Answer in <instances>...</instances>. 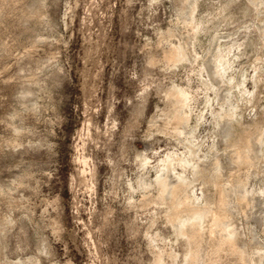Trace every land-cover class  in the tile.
I'll return each mask as SVG.
<instances>
[{"label": "rangeland", "instance_id": "obj_1", "mask_svg": "<svg viewBox=\"0 0 264 264\" xmlns=\"http://www.w3.org/2000/svg\"><path fill=\"white\" fill-rule=\"evenodd\" d=\"M184 2L52 0L50 15L54 10L59 25L54 27L41 22L40 0H0V188L10 192L0 195V264H50L53 259L60 264H154L159 254L160 264H264V149L252 137L251 163L237 167L231 162L233 147L222 138L230 119L214 125L211 111L219 107L206 103L213 93L202 86L200 72L201 63L216 51L230 50V73L236 80L246 78L253 92L252 99L247 94L244 99L238 88L228 94L223 111L234 106V136L264 117L262 25L250 28L255 9L247 0ZM178 45L185 60L166 61L165 53ZM133 71L135 91L127 83ZM145 76L154 86L141 103L134 97ZM174 86L192 93L184 130L194 129V138L177 137L176 126L167 120L165 94ZM188 139L195 145L194 162L209 169L218 159L221 182L228 188L230 173L246 179L244 189L229 194L230 226H225L234 229L242 260L225 247L215 252L220 232L208 234L207 218L192 263L188 242L174 231L166 206L156 201V166L168 153L182 157L187 152L182 141ZM138 153L150 161L131 163ZM184 170L200 196L202 182L190 167ZM207 193L212 196L215 189ZM238 195L246 197L244 203L236 201ZM7 218L15 223L5 227Z\"/></svg>", "mask_w": 264, "mask_h": 264}, {"label": "bare ground", "instance_id": "obj_2", "mask_svg": "<svg viewBox=\"0 0 264 264\" xmlns=\"http://www.w3.org/2000/svg\"><path fill=\"white\" fill-rule=\"evenodd\" d=\"M182 1L186 2V0H182ZM192 10H191V12H192ZM194 11H195V9H194ZM196 21H197V19H196ZM205 21H207V20H205ZM203 22L204 21L202 20V23ZM191 24H193V23H191ZM199 25H200V23H199ZM203 25H204V23L202 24V26ZM188 26H190V22H189ZM197 26H198V24H197ZM192 29L195 30L194 27H192ZM185 30H187V29H185ZM197 32H198V29H197ZM183 45H185V44H183ZM222 46H224V44ZM224 48L225 47H222V49H224ZM193 49H194V47H193ZM235 49H236V47H235ZM229 53H230V50H228V51L218 50L215 52V54L213 55L211 60H209L208 62H206L204 64L201 63V66H200V68H201L200 72H201L202 76L204 77V81H203L202 86L204 85L205 90L211 89V91L213 93L212 99H210L211 97L209 98L208 96H206V99H205L206 103L209 104L211 102L212 103L214 102L219 107L218 110H216V109H214L212 111L210 110L213 123L216 126L223 124V122L221 123V121L224 117H227V119L229 117V119L231 120V118L234 116V113H233L234 106H233V109L227 110V108H225L226 111H223L224 105L229 102V95L228 94L231 92V90L233 88L239 89L238 90L240 92L239 95L242 94V96H243V95L247 94L248 97L249 96L251 97V99L253 96V92H250L245 86V84H246L245 83L246 82L245 77H247V76L244 77L245 79H237L236 80L235 76H233L231 74V73H233V71L230 73V70L232 69V65L234 63L233 62L234 58L232 56L233 59H231V60H233V61H230ZM164 58L166 61L171 62V63H177V62H181L182 60H185L184 59L185 58V52H184L183 47L181 45H178V46H174V47L170 48L165 53ZM235 58H236V56H235ZM197 59L198 58H196V60ZM231 62H233V63H231ZM197 64L199 65L198 60H197ZM239 76H240V74H239ZM251 77H253V76H251ZM241 78H242V74H241ZM257 80H259V79L257 78ZM220 89H223L225 91V93L222 96H220L219 91H218ZM191 94H189V92L186 90V88L185 89H184V87L181 88V86L180 87L174 86V87L170 88L165 94V97L169 101V105H170V108H169L168 114H167V120L172 121L174 123V125L176 126L175 131H176L177 137H180V135H184V138H185V135L188 134L192 138L193 133H194V129L190 130L188 133L184 130V126L187 124V121L189 119L188 115H187V113L189 111H186V109L189 107V104L191 103V98H192L190 96ZM243 97L245 99V96H243ZM246 98H247V96H246ZM244 99H242V100H244ZM248 101L250 102V100H247V102ZM214 108H216V107H214ZM204 114H205V112H204ZM263 116H264V113H263ZM230 120H229V125H226L225 123L223 124L222 138H224V141L227 142V144H228V146H230V148L233 147V152H232L233 155L230 156L231 162L234 163V165H236L237 167H240V166L243 167V165H248L251 163L250 159H249V153L251 152V148H253V145H252L253 142L251 141L252 137H255L256 138V144L259 143L264 149V133H263L264 117H262L260 119H256L253 122H251V124L248 125L247 128L243 129V131L240 132L237 136H234V134H233V126L235 127V125L233 124V126H232V122H230ZM165 130H166V128H165ZM171 133H174V131ZM169 135H170V133H169ZM235 137H236V143H233ZM181 138H183V136ZM193 138H194V136H193ZM182 143L185 146V149L187 150V152H185V151H184L185 153L183 152L184 154L182 157H180L174 153H168V154H166V156H164V158H162L159 161V164L157 166L155 164V166L157 167V173H158V176H156V179L154 181V184L156 185V187L158 189L157 196L155 197L156 201L158 203L166 206L167 211L169 213L168 219L173 224L174 229H175L174 231L176 232V234L178 236L180 235L181 237H184L186 239V241L188 242L189 247L187 246L188 247L187 254H188L190 261L192 263L195 262L199 256L200 245H201V242L203 239V231H204L203 229L205 228V227L203 228V226H204V222L207 218H209L210 223L209 222L208 223L211 225V226H209V228L207 227V231H209L208 234L220 232V233H218V235H219L218 240L216 242H214L215 252H219L223 247H225L232 254H235L239 260H242L243 259V251L237 246V243L235 240V235H234L235 234L234 229H228V228L226 229L225 226H227V227L230 226V223L228 220V213L226 210V206L228 205L229 194L231 191L236 192L237 189H241V190L244 189L245 185H246V179H241V178L237 177L236 175H234L233 173L232 174L230 173V176H229L230 177V180H229L230 184L228 183L230 185V187L228 188L226 186L227 184L225 185L221 182V179H220L221 165H220V162L218 161V159L214 158L213 162L211 163V168L208 169L207 168L208 166L207 167L205 166L206 164L205 165H199L196 162H194V154H195L194 147H195V145L191 141H189V139L187 141L183 140ZM195 143H196V141H195ZM212 147L214 148L215 145L213 144ZM143 153H144V151H143ZM139 154L140 153H138L137 155H139ZM180 155H182V154L180 153ZM147 160H148V158L144 155V159L140 160V162L143 164H147V162L150 161V160H148V161ZM83 162H85V161H83ZM145 166H147V165H145ZM178 167L180 169H182V171L180 170L181 172L179 170L177 171ZM187 167H188V169L190 167L191 174L194 177H196L197 180H200L202 182L201 183L202 188L200 189V191H201L200 196H199V194H196L195 192L192 191V185L194 183V180H190V178L188 179V177L185 176L186 174L184 175V171H185L184 169H187ZM241 174H242V172H241ZM140 181H142V180H140ZM138 185H139V183H138ZM209 187H212L215 189V194L212 196L208 195V193H207V189ZM234 189H236V190L234 191ZM244 198H246L244 195H238L236 197V201L238 203L242 202L244 200ZM242 203H244V202H242ZM238 206H239V204H238ZM240 209H241V207H240ZM223 231L225 233H222ZM212 237H213V235H212ZM160 256H161L160 254L156 255L154 264H160L161 263L160 262ZM185 256H187V255H185ZM241 262L243 263V261H241ZM247 263H248V261H247ZM244 264H245V262H244ZM252 264H254L253 260H252Z\"/></svg>", "mask_w": 264, "mask_h": 264}, {"label": "clouds", "instance_id": "obj_3", "mask_svg": "<svg viewBox=\"0 0 264 264\" xmlns=\"http://www.w3.org/2000/svg\"><path fill=\"white\" fill-rule=\"evenodd\" d=\"M161 0H149V4H155V3H160ZM248 5L251 6V8L255 9V16L254 19L249 21V25L250 28H256V24L257 22H259L260 25H262V27H260L258 29V31L260 32V39L262 41L261 47L264 48V0H247ZM52 8V0H40V20L41 22L45 25L48 26L50 24V22L52 23V25L54 27H58V17L55 15L54 10H52V15H50V10ZM249 25H245V29L246 30H250ZM223 26V25H221ZM247 38V36L245 37ZM213 39H215V37H213ZM235 46V45H234ZM238 47H243V42L241 41L240 45ZM144 49H141V51H143ZM67 71L70 73L71 72V68L69 67L67 69ZM136 82H137V75L136 72L133 71L130 75V77L128 78V87L130 89H132L133 91H135L136 88ZM139 85H140V91L136 92V95L134 97V99L141 101V103H143V101H145L146 96H147V92L148 89L153 87L154 85L152 84V82L148 79L147 76H145L143 79L139 80ZM211 90V89H209ZM128 105H132L133 108H135L136 106L133 105V100L129 99L128 100ZM126 105L125 107L127 108ZM144 155L145 154H139L136 156V158L134 160L131 161V163L133 164H138V162L142 159H144ZM139 170V165H138V169ZM131 185V181H129V187ZM131 190V188H130ZM0 195H4V196H8L10 195V192H6L4 189L0 188ZM128 194L125 193V196H127ZM76 208H79V204L74 206V211ZM15 223L14 221H12L10 218H7V222L5 224V227H7L8 225ZM53 237L55 240L60 239L59 234H58V230L55 228V225H53ZM59 255V253L57 252V256ZM14 264H19V262H14ZM36 264H39V262L37 261ZM50 264H60V261L53 259ZM62 264H72L71 260H63ZM93 264H95V260L93 261Z\"/></svg>", "mask_w": 264, "mask_h": 264}]
</instances>
